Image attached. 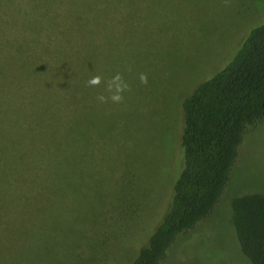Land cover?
I'll return each instance as SVG.
<instances>
[{"label": "rangeland", "instance_id": "374dc122", "mask_svg": "<svg viewBox=\"0 0 264 264\" xmlns=\"http://www.w3.org/2000/svg\"><path fill=\"white\" fill-rule=\"evenodd\" d=\"M24 3L0 0V56L20 77L33 76L34 66L19 59L39 41ZM94 11V61L79 72L78 113H26L24 105L0 113L1 147L47 150L43 176L31 185L16 174L5 179L16 178L10 193L17 185L31 193L15 210L12 197L10 208L0 203L20 213L5 215L25 247L17 263L128 264L168 208L183 155V101L264 23V0H106ZM11 166L21 174L39 168ZM256 192L264 193V116L245 134L213 212L179 238L165 264H251L232 201Z\"/></svg>", "mask_w": 264, "mask_h": 264}, {"label": "trees", "instance_id": "16d2710c", "mask_svg": "<svg viewBox=\"0 0 264 264\" xmlns=\"http://www.w3.org/2000/svg\"><path fill=\"white\" fill-rule=\"evenodd\" d=\"M105 1L24 0V12L32 19L39 41L31 40L19 60L25 58L33 65L34 74L13 75L7 59L0 56V73L7 78L0 77V113H14L15 105L17 110L24 105L26 113H78L79 72L94 61L93 32L99 22L94 7ZM18 93L21 98H17ZM181 110L183 155L168 208L147 243L128 264H165L179 238L207 218L223 195L245 134L264 116V23L251 31L223 70L183 101ZM22 124L15 126L19 130ZM2 136L5 144L11 140L3 132ZM3 147L0 146V203L10 208L8 198L12 197L15 210L26 201L24 194H31L29 186L22 187L24 194L18 185V193H10L16 178L13 182L5 179L16 174L21 183L31 185V178L43 176L47 150L8 144ZM23 162L28 169L30 165L39 168L21 174L20 167L11 166ZM12 210L0 208V264H22L26 260L16 262L17 249L23 251L25 247L18 226L5 217L20 214ZM232 225L244 257L251 264H264V193L234 198Z\"/></svg>", "mask_w": 264, "mask_h": 264}]
</instances>
